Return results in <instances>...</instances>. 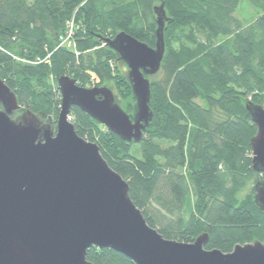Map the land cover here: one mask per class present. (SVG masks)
Here are the masks:
<instances>
[{"label": "trees", "instance_id": "trees-1", "mask_svg": "<svg viewBox=\"0 0 264 264\" xmlns=\"http://www.w3.org/2000/svg\"><path fill=\"white\" fill-rule=\"evenodd\" d=\"M240 1L0 0V78L21 106L50 116L54 129L61 75L84 87H111L132 117L127 67L105 40L124 30L154 46V6L163 2L165 53L158 72L146 75L152 119L141 140L125 141L72 106L75 132L98 145L165 238L192 242L205 232L204 247L223 252L264 243V211L253 200L264 172L251 167L256 125L245 107L247 101L264 107V0H248L257 10L248 22L235 15ZM69 21L74 50L59 45ZM86 258L135 264L94 245Z\"/></svg>", "mask_w": 264, "mask_h": 264}, {"label": "water", "instance_id": "water-1", "mask_svg": "<svg viewBox=\"0 0 264 264\" xmlns=\"http://www.w3.org/2000/svg\"><path fill=\"white\" fill-rule=\"evenodd\" d=\"M156 41L149 46L124 30L107 38L126 65L135 100L132 117L111 87H84L69 75L57 78L60 109L50 116L21 106L0 78V264H93L87 248H111L135 264H264V243L206 249L208 234L192 242L165 238L150 226L129 195L128 183L103 158L96 143L71 122L77 106L125 141L139 142L152 119L150 82L165 53L163 2L154 6ZM256 132L251 167L264 172V107L245 104ZM253 200L264 211V179Z\"/></svg>", "mask_w": 264, "mask_h": 264}, {"label": "built area", "instance_id": "built-area-1", "mask_svg": "<svg viewBox=\"0 0 264 264\" xmlns=\"http://www.w3.org/2000/svg\"><path fill=\"white\" fill-rule=\"evenodd\" d=\"M74 26H73V22L72 21H69L66 25V28L64 30V32L62 34L59 35V45L60 46H64L66 48H69V49H73L74 50V47H75V43H74V40H73V35H74ZM48 56V55H47ZM42 60L39 59V57H37L36 61L34 62H41Z\"/></svg>", "mask_w": 264, "mask_h": 264}, {"label": "rangeland", "instance_id": "rangeland-1", "mask_svg": "<svg viewBox=\"0 0 264 264\" xmlns=\"http://www.w3.org/2000/svg\"><path fill=\"white\" fill-rule=\"evenodd\" d=\"M235 15L243 19L245 22H248L257 15V10L250 5L248 0H241Z\"/></svg>", "mask_w": 264, "mask_h": 264}]
</instances>
